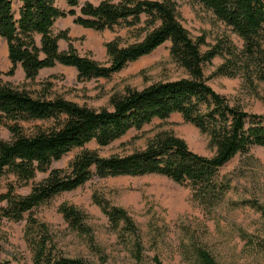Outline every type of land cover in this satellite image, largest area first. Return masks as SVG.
Returning <instances> with one entry per match:
<instances>
[{"label": "trees", "instance_id": "1", "mask_svg": "<svg viewBox=\"0 0 264 264\" xmlns=\"http://www.w3.org/2000/svg\"><path fill=\"white\" fill-rule=\"evenodd\" d=\"M65 1L68 10L56 0H20L16 11L13 0H0V37L7 42L12 63L9 74L21 65L26 78L34 80L42 69L61 64L74 67L81 80L109 78L170 41L171 56L188 76L156 81L142 89L128 86L113 92L109 105L100 108L0 84V220H26L24 237L33 264H92L83 257L65 255L48 225L32 211L94 176L164 175L191 187L200 202L215 205L231 186L219 169L239 153L264 147V115L231 104L205 74L206 65L222 56L212 76L241 74L250 84L257 80L264 85V0H190L201 4L243 42L238 47L222 37L206 51L202 49L205 36L191 35L175 0ZM68 16L74 17L75 24L96 31L128 28L135 40L123 44L122 37L116 36L107 41L109 62L100 63L78 52L68 30H55L56 21ZM61 39L68 41L67 49L60 48ZM174 113L209 136L213 156L195 152L185 139L168 130L155 133L144 148L127 154L102 156L86 147L92 141L107 146ZM3 128L9 138L2 136ZM77 148L82 150L67 166L54 165ZM40 174L44 176L39 178ZM25 187L27 193L19 192ZM93 200L112 228L136 237L133 253L140 259L143 247L132 217L103 196L95 194ZM59 211L73 229L89 231L87 215L76 205L64 202ZM200 254L204 264H217L209 253ZM153 264L163 263L154 256Z\"/></svg>", "mask_w": 264, "mask_h": 264}, {"label": "rangeland", "instance_id": "2", "mask_svg": "<svg viewBox=\"0 0 264 264\" xmlns=\"http://www.w3.org/2000/svg\"><path fill=\"white\" fill-rule=\"evenodd\" d=\"M14 1L18 11L20 0ZM91 1L98 4L101 0ZM180 18L193 37L205 36L204 51L220 38L228 37L238 46L242 39L222 22L215 19L201 4L190 0H175ZM57 5L68 10L65 0ZM66 29L74 46L82 55L107 64L109 56L106 42L122 37L126 44L135 40L128 28L96 31L75 24L74 17L58 19L55 30ZM60 48H68V41L61 39ZM167 41L152 53L126 65L109 78L81 80L74 67L61 64L44 68L32 80L27 79L21 65L9 74L12 63L8 57L7 42L0 37V84L26 88L35 95L63 96L94 108L109 105L113 92L126 87L142 89L160 80L188 76L170 53ZM216 56L205 67L210 85L224 94L231 104L249 112L264 115V85L260 81L249 83L243 75L235 77L212 76L223 62ZM163 130L172 131L185 139L192 150L205 156H213L209 136L195 125L184 120L180 113L167 119H155L141 130H132L107 146L92 141L86 145L102 156L127 154L144 148L148 139ZM2 136L9 138L6 128ZM82 150L74 149L62 160L54 163L65 167ZM230 187L215 205H207L193 196L191 187L182 185L167 176L147 174L121 175L100 178L94 176L83 186L63 192L32 211L48 225L57 247L67 256L83 257L92 264H153L158 256L163 264H204L200 252L209 253L217 264H264V147H253L247 153L237 154L219 169ZM44 174H40L39 178ZM28 187L19 189L25 194ZM95 194L105 197L112 204L123 208L138 229L137 238L143 247L141 258L134 256L136 237L123 236L112 228L101 207L93 200ZM76 205L86 215L89 231L81 233L73 229L59 211L60 204ZM26 220H0V263L33 264L32 252L25 240Z\"/></svg>", "mask_w": 264, "mask_h": 264}]
</instances>
